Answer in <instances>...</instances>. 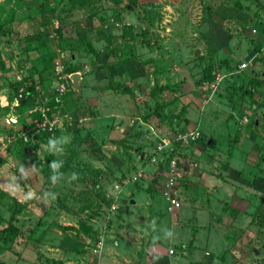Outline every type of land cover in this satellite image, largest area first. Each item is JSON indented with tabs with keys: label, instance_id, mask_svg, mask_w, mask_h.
<instances>
[{
	"label": "rangeland",
	"instance_id": "374dc122",
	"mask_svg": "<svg viewBox=\"0 0 264 264\" xmlns=\"http://www.w3.org/2000/svg\"><path fill=\"white\" fill-rule=\"evenodd\" d=\"M52 1L56 0H43L45 10L54 5ZM124 1L126 6L119 8L108 0H92L81 10L71 0H61L64 4L47 16L53 29L59 27L62 33H49L50 48L59 54L66 41L71 48L62 51L67 93L59 114L72 111L79 118L86 117L81 130L71 131L65 130V117L55 113L62 124L57 130L62 133L54 138L70 141L62 145V152L49 151L47 140L40 136L28 139L39 166L45 165L47 154L52 157L50 166L68 156L70 163L78 165L68 166L57 183L51 182V192L44 187L35 193L44 185L43 176L40 172L36 178L24 175L29 161L15 155L17 146L9 137L20 126L27 127L25 108L16 111L18 115L10 107L15 104L12 83L36 80V74H29L23 35L38 31L40 16L28 9L35 0H0V18L9 17L13 10L9 26L17 30L9 43L0 33V107L6 109V113L0 109V189L4 192L0 195V229L9 222L16 229L0 239V264H96L94 243L103 233L101 264L112 259L119 264H146L138 233L141 239L149 235V243L160 240L163 247L182 242L186 253H180L182 258L168 257L170 264H264V55L252 58L258 78L251 68L229 70L231 64L242 61L220 59L219 40L205 36L207 17L219 12L218 4L227 2L231 22H225L223 28L240 39L236 57L243 59L249 47L245 31L252 24L259 29L264 0ZM250 13L256 19L253 23L245 20ZM229 46L233 48V40ZM194 47L199 48L195 56ZM72 59L75 82L73 73L67 71ZM206 66L223 76L213 91L203 84L209 79ZM36 91L39 98L41 89ZM43 94L51 96L52 91ZM37 104L45 106L41 101ZM49 108L52 111L54 106ZM154 109L172 116L170 124L152 117ZM10 114L16 123L5 122ZM117 122L124 128V134L119 133L122 139L114 133ZM155 123L169 133L190 128L199 132L190 150L195 157L189 166L190 185L182 186L186 194H180L183 206L179 212L185 213L173 222L172 238L166 235L172 225L166 202L154 189L157 178L152 182L142 173L140 179L127 184L117 194V209L110 213L100 202L104 190L113 193L112 183L141 170L134 162L153 138L146 124L154 128ZM104 140L106 145L100 143ZM110 141L121 147L114 149L107 145ZM140 158V165L147 162L146 157ZM85 163L100 171L94 190L92 168H84ZM73 173L78 174L77 179H71ZM182 174L178 182L186 185V173ZM213 183L219 196L212 197ZM151 186L150 195L157 205L146 195ZM137 189L142 195L136 194ZM131 196L134 204L123 202ZM140 197L149 202L145 204ZM211 216L218 219L209 220ZM83 220L92 228L90 234L80 227Z\"/></svg>",
	"mask_w": 264,
	"mask_h": 264
},
{
	"label": "trees",
	"instance_id": "16d2710c",
	"mask_svg": "<svg viewBox=\"0 0 264 264\" xmlns=\"http://www.w3.org/2000/svg\"><path fill=\"white\" fill-rule=\"evenodd\" d=\"M92 0H71V3H73L74 5H76L77 8H80L81 10H83V8H85V5L91 3ZM112 5H115L119 8H124L126 6V2L124 0H108ZM26 3L32 2V1H25ZM53 2V1H52ZM34 6L32 7V5L29 4V6L31 8L30 9L31 12H36L38 13V16H40V22L38 23V31H35L31 34H25L23 35V49L25 51V59H27L29 61L30 67H28V70L30 71L29 74L30 75H34L36 74V80L35 81H29L30 83H26L22 80L20 81H13V88L15 89V92L12 94L11 96V101L12 99H14L16 97V95L18 94L19 88H22L21 91V97L18 99V104L17 106L14 107V111H20L21 109L25 108V111L28 108H32L35 104H37L39 101L44 102L46 105L49 106H54V108L52 109L53 113H57L60 116L65 117V123L66 125L65 130L69 129H73L71 131H75L77 129H82L81 128V122H80V118L78 117L77 113L70 111L69 114H67L66 112L63 114H59L60 111V107L64 104H66V101L64 99L65 94L67 93V90L62 94L59 95L58 93H56V91H54V87H51L52 82H50V78L52 76V68H53V62L56 60V58H60L57 55V52H54L53 49L50 48V45L48 42H50V39L48 38V35L51 31H55L58 36H61V28L56 27L53 29L52 27V22L48 19V15H51L50 13H53L55 7L58 4H64V2H61V0H56L55 3L53 2L54 5H52L50 7L49 10H45L44 6L45 4H43V0H35ZM29 15V13H27ZM13 15V10H10V15L9 17H5V19L0 18V33L2 35H4L5 37V42L9 43L11 40H13V34H17V30H12L10 25V21H11V17ZM32 18V16H31ZM261 25V29H262V33L264 35V23L263 22H259ZM67 40V38L65 39V41ZM66 43H68L67 41L65 42V47H62L60 49V51H64V49H71L69 45H67ZM74 59H72V61L69 63L67 71L72 72L74 74V71L76 69V66H74ZM61 63L63 64V59L60 58ZM237 63L232 64L231 68L229 70H234L236 67ZM1 66V63H0ZM206 70L208 73V78L211 79L212 78V69H210L209 66H206ZM71 74V75H73ZM79 77V76H78ZM207 79V78H206ZM254 81V80H253ZM257 84H261V82H259L258 80H255ZM254 84V82L252 83ZM39 88L41 89V92H39V98L37 97V93L38 91H36V89ZM52 91V95L51 96H44V92H49ZM54 91V92H53ZM72 102L68 103L69 105ZM59 108V110H58ZM1 109V107H0ZM5 108H2L1 110H3L4 112ZM58 110V112L56 111ZM64 111V110H63ZM5 113H6V109H5ZM16 114H18L16 112ZM19 115V114H18ZM32 115V114H31ZM37 115L36 113H34L32 116ZM150 115L154 118H156L157 121L160 122H164V123H168L170 124V120L172 116H167L165 112L162 111H158L156 109L151 110ZM177 114L174 116L175 118H177ZM145 117V116H144ZM17 119H19V117H17ZM156 127L154 126V128H156L157 130L162 131V128L160 125L156 124ZM63 127V128H64ZM17 130H14L13 133H17ZM182 130V129H181ZM62 133L61 131L56 129H53L51 132H47V131H42L39 135H35V137L40 136L42 139L47 140V143L49 141L50 138H54L55 136H59V134ZM54 135V136H53ZM13 141L17 147L14 150V153L16 156L20 157L23 161L27 162L29 161V168L27 169L26 174H24L25 176L31 174L34 176V178H36V175L38 172H40L43 176V180L42 183L44 185L41 186V188L35 189V193H41L42 189L44 187L48 188V190L51 192L53 190L54 186H49L51 185L50 183L52 182L51 180V176L53 175V173L51 174V166L50 164H48L50 162V159L52 158L51 155L47 154L45 155V159H46V163L43 166H39V162L37 159V156L35 154V151L33 150L30 151V149L28 148V146L30 145V141H23L20 137H15L13 139ZM104 141L100 142V143H104ZM111 142V141H110ZM150 145H151V141H150ZM191 145V144H189ZM187 151L189 152L188 148H184L182 149V152L180 151L179 156L177 157V163L178 165H180L183 161V159L186 157ZM70 156H68V158L63 160V164L62 167L59 168V173L64 172V170H66V168L70 165L74 166L75 168H78L77 163H70ZM168 158H164L163 160V165L164 167H166V162H167ZM84 163V162H83ZM89 166L88 163L84 164V168H86L87 170H89ZM91 169V187L92 190L95 189V184H94V179L97 178L99 176L100 171H98L97 169H94L92 166H90ZM98 186H96L97 188ZM4 192L0 189V195H3ZM100 202H102V204H104L106 206L105 211L107 212V207L109 206L110 200L109 198H107L105 196V190L101 196V200ZM100 202L98 205H100ZM118 207V206H117ZM84 224L80 223V227L83 228L85 230V234L86 233H91L92 228L90 227L89 224H87L84 220L82 221ZM16 232V229L9 224L5 225L4 227H2L0 229V239H3L6 235L8 234H13ZM24 248V247H23Z\"/></svg>",
	"mask_w": 264,
	"mask_h": 264
},
{
	"label": "crops",
	"instance_id": "0c3cea01",
	"mask_svg": "<svg viewBox=\"0 0 264 264\" xmlns=\"http://www.w3.org/2000/svg\"><path fill=\"white\" fill-rule=\"evenodd\" d=\"M224 5H227V7H225ZM218 8H219V12L214 11L215 14H213V12H212L210 14V16H208L207 19H206V21H207V23H208L209 26L207 28V32H206L205 36L207 38H210V39H214V37H215V38H217L219 40L218 43H217V46H218L217 51L219 53L220 59L226 58V59H233L235 61H237L236 58L239 59L240 61H247L249 59V61L251 62L252 61V58L258 56L259 54H263L264 55V35L262 33L261 25L259 23V22H263L264 23V17H262L261 18V21L258 22V28L259 29H257L255 27V25L252 24V26H250L249 29L245 31L246 33H249V36H247V37L244 38V39H246V41H249V47L247 48V53H244L245 55L243 54V56H242L243 59H241L240 56L236 57L238 55V49H240V46H241L240 45V39L238 40L236 38V36L234 35L233 32L232 33H229L228 31L224 30V28H223L225 22L227 24H228V22H231L230 19L228 18L231 14H230V12L228 10L225 9V8H229V4L227 2L223 3L222 6H220V4H218ZM252 14L253 13H250L248 16H247V14H245V16H247V18L245 20L248 21L249 23H253L254 20H256L255 17H252ZM245 16H244V18H245ZM217 21H219V23H221V25H217L216 24ZM232 23H233L232 25H234L235 22L232 21ZM167 29H165V30H167ZM234 30H237L238 31L239 29L237 27H235ZM232 40H233V48L231 49V47L229 46V44H230V42L232 43ZM235 45H237V46H235ZM255 46H256V48H255ZM193 49L195 50L196 48L194 47ZM198 50H199V48H198ZM253 66L254 65H253V61H252L249 66L245 67L242 70H245L246 68L253 69ZM255 72L256 71L253 69L252 70V73L254 74L253 76L255 78H258L257 77V74ZM262 76H263L262 78H264V72H263ZM261 84H262V82H261ZM91 116H93V114L92 115H89L87 117L88 122H91ZM85 117L86 116H84L83 118H80V122L81 123H82V119H85ZM97 118H98V114H97ZM186 118L188 120H190V117L186 116ZM189 123H191V122L189 121ZM128 125H131V124L128 123ZM146 125L147 126H150L149 124H146ZM195 126H197V124ZM113 128L114 129H117V131L115 130L114 133H116V132L118 133V135H119V138L118 139H122L123 135H120L119 133L124 134V128H122L121 126H119L118 125V122L114 125ZM128 130L130 131V129L127 128L125 132L126 133H129V132H127ZM87 131H90V130H87ZM193 144H191V145H189L187 147L188 150H189V152L187 151V154L188 155L186 154V157L183 159V161L181 163L182 164V171H183V173L184 172L186 173L185 174L186 178L184 179V182H185L186 185H181V181L179 180V182H178V179L176 181V190H175V193L177 194V199H178V201L180 203V206L177 209H175L173 212H171L170 215H169V218H170V220L172 222V225H169L168 226V230L171 233H172V230H174V224L175 223H173V222H177L178 221V216H181V215H183L185 213V210H183L182 212H179L180 209H181V207L183 206L182 201L180 200V194H182V192L186 194L185 191H181V189H183L182 186L185 188V187H189V185H190V182L189 181H191V178H190V174H189L190 173L189 172V166H191L192 163H193L191 160L192 159H195L194 152L190 151L191 150V146ZM107 145H110V146L112 145L114 149H116L115 147H117V148H120L121 147L120 144L114 143V142H108ZM151 149L152 148H151V145L150 144H149V146L146 149H143L141 151V155H139L138 158H137L138 160L140 159V161H138L135 158L136 160L134 162V165L141 167L140 169H141L142 173L143 174L146 173V175L149 177V181L151 180L153 182L157 178L158 181L157 182L156 181L154 182V189L156 190V192L159 195V197H162L161 194H160V187L161 186L158 185V182L163 183V180L165 178L164 177V173H165L164 172V168L165 167L163 165V161H160L159 164H152V163H150L147 160V162H145L144 164H142V165L139 164V163H141L140 156H143V159L142 160H144V157H146V159H147V156H149V154L151 152ZM145 151H148V152L146 153ZM161 176H162V178H161ZM183 177H184V174H181V176H180L179 179H182ZM160 185H162V184H160ZM152 188L153 187L151 186V187H149L147 189L148 193H146V195L149 194L150 200L152 202L156 203V205H157L158 203L155 201L154 197L151 198V195H150V193H152ZM211 189H212V197L215 194H217L219 196L218 191H216L217 190V185L216 184L213 183V185L211 186ZM156 192H154V193H156ZM136 194L142 195L140 190H138L136 192ZM199 194L201 195L200 192H199ZM146 195H144V197H146ZM132 198L131 199H128V201H127V199H123L124 200L123 202H127V203L134 204L135 203V200H134V198L133 199ZM140 199H144V198H141L140 197ZM206 199H208V197H206ZM144 200H145L144 201L145 204L147 202H149L148 199H144ZM200 201L202 202L203 200H200ZM218 204L221 205V202L218 201ZM230 207H234V206L232 205ZM216 217L218 219V216H216ZM216 217L215 216H211L209 218V220L210 219L215 220ZM137 227H139L141 229L140 226H137ZM103 234L105 235V233H103ZM102 235H101V237H102ZM104 235H103L102 240H101V242H102L101 249L99 250V252L95 256V258H96V264H101L100 263V260H101V257H102V252L101 251H102V248H103ZM140 236L141 235L138 233L136 235V239L138 240V244L140 246H142V249H141L140 252H141V254L143 256L144 263H146V264H154V262H152V258H154L153 260L156 259L155 261H157L160 264H170V260H169L168 257H170V258H177V257L182 258L183 255L186 253V251H185V249H186L185 247L186 246H183L185 248L184 249L182 247V242H178L177 243L178 245L173 244V243H171V244L168 243L165 247H163L161 245L160 240H155V242L149 243V235L146 236V237H142V239H141ZM171 236H169V238H172ZM111 238H114L113 235L111 236ZM140 239H141V242H139ZM213 240H214V238H213ZM113 245H115V240H113ZM24 248H27V247H24ZM180 253H184V254L181 255ZM109 264H119V262H118L117 259H112V260L109 261Z\"/></svg>",
	"mask_w": 264,
	"mask_h": 264
},
{
	"label": "built area",
	"instance_id": "2783aa9c",
	"mask_svg": "<svg viewBox=\"0 0 264 264\" xmlns=\"http://www.w3.org/2000/svg\"><path fill=\"white\" fill-rule=\"evenodd\" d=\"M57 55L58 57L62 58V51L59 50V54L57 52ZM60 58H57L53 62L52 84L54 85V91H57L59 95H62L67 90L66 83H64L67 74L63 73L64 66L61 63ZM250 63V61H242L237 63L234 70L241 71L245 67L249 66ZM212 73V78L206 79L203 82L204 86L209 88L211 91L215 89L223 77L219 72L212 71ZM21 91L22 89H19L18 94L13 99L15 100V104L10 107L17 106V98L19 99L21 97ZM26 111V115L28 116L26 126L28 128L20 126V128L17 130V133H11L12 135L9 137V139H14L19 133L21 136L20 138L23 141H27L28 139L34 138L35 135H39L42 131L51 132L53 129H56L58 125H62L58 116L53 113L46 104L45 106L35 104L32 108H28ZM34 113L37 115L32 116ZM12 115L13 114H10V116L5 118L6 123H16V117H13ZM149 127L151 133L153 134V138L151 139L152 149L149 156H147V160L152 164H159V162L163 161L165 157L168 158L166 167L164 168L165 178L160 187V194L166 202L165 209L171 213L180 206L175 190L176 181L182 174V164L178 165L177 157L179 156L180 151L182 152V149L189 146V144H192L198 138L199 132L196 130V128H190L186 130H175L173 133H169L166 130L160 131L152 128L151 126ZM141 174L142 171L138 170L133 174L126 176L124 180L120 181V183L116 181L111 184L113 193L107 190L105 191V196L110 200L109 206L107 207V213L117 209L116 197L118 192H120L126 184L134 183L140 179ZM101 240L102 237L97 239L94 243V252L96 254L101 249Z\"/></svg>",
	"mask_w": 264,
	"mask_h": 264
},
{
	"label": "clouds",
	"instance_id": "9594fccd",
	"mask_svg": "<svg viewBox=\"0 0 264 264\" xmlns=\"http://www.w3.org/2000/svg\"><path fill=\"white\" fill-rule=\"evenodd\" d=\"M69 139L67 137H61V138H50L48 141V149L49 151H56V152H62L63 148L62 145L69 143ZM63 161H53L51 168L53 169V175L51 176V180L53 183H57L63 176L62 173H59V168L62 167ZM78 174L73 173L71 176V179H77ZM166 235L171 236V232H167Z\"/></svg>",
	"mask_w": 264,
	"mask_h": 264
},
{
	"label": "water",
	"instance_id": "95a60500",
	"mask_svg": "<svg viewBox=\"0 0 264 264\" xmlns=\"http://www.w3.org/2000/svg\"><path fill=\"white\" fill-rule=\"evenodd\" d=\"M198 49H195V51H194V53H193V56H195V55H197L198 54ZM72 76V79L74 80V82H75V79H76V77H77V74H73V75H71ZM254 124H257V119L256 118H254ZM124 201V200H123ZM130 201V200H129ZM132 201V200H131Z\"/></svg>",
	"mask_w": 264,
	"mask_h": 264
}]
</instances>
